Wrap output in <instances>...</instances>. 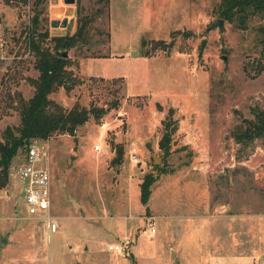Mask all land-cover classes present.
Returning <instances> with one entry per match:
<instances>
[{
	"label": "rangeland",
	"instance_id": "obj_1",
	"mask_svg": "<svg viewBox=\"0 0 264 264\" xmlns=\"http://www.w3.org/2000/svg\"><path fill=\"white\" fill-rule=\"evenodd\" d=\"M221 1L0 0V139L20 124V98L35 90L39 70L26 38L34 15L50 31L67 18L68 34L91 17L85 39L67 48L75 85L50 95L89 108L90 117L76 133L33 138L45 145L59 229L27 215L14 174L26 158L20 149L0 187V237L10 240L0 264H264V132H245L264 115V11L207 31L223 17ZM170 119L178 130L166 154L160 139ZM184 163L201 175V205L173 202L177 192L166 203L161 187L142 202L147 172L164 178ZM149 204L171 213L153 220L154 232ZM125 235L130 249H108Z\"/></svg>",
	"mask_w": 264,
	"mask_h": 264
},
{
	"label": "trees",
	"instance_id": "obj_2",
	"mask_svg": "<svg viewBox=\"0 0 264 264\" xmlns=\"http://www.w3.org/2000/svg\"><path fill=\"white\" fill-rule=\"evenodd\" d=\"M262 11L264 0H222L219 4L220 15L228 20L238 18L243 24L251 14ZM38 16V13L34 15L33 25L26 29V38L35 56V66L39 70V75L31 78L35 85L33 95L29 98H20V124L8 125L3 132V139H0V187L9 183L10 166L14 156L20 149L25 152L33 138H48L55 132L75 133L78 126L83 125L91 114L89 108L78 102L68 108L50 96L61 86L71 89L75 85L76 78L69 68L72 64L71 58L61 56L57 51L73 47L85 39L91 17H80L77 30L73 34L56 35L52 34L49 28L40 29ZM105 111L106 108H101L97 115H102ZM249 123L251 125L245 130L251 133L249 136L264 132V115L258 114L256 121L251 120ZM164 127L160 145L167 154L178 125L177 122L172 125L170 119L164 121ZM117 149L116 160L119 163L123 149L120 146ZM157 176L147 172L140 182L141 199L144 204L149 201L152 185Z\"/></svg>",
	"mask_w": 264,
	"mask_h": 264
},
{
	"label": "built area",
	"instance_id": "obj_3",
	"mask_svg": "<svg viewBox=\"0 0 264 264\" xmlns=\"http://www.w3.org/2000/svg\"><path fill=\"white\" fill-rule=\"evenodd\" d=\"M64 1V0H62ZM77 129L75 130V133ZM100 149V145H96ZM130 156L138 161L140 158V149L133 144L130 149ZM46 159V149L43 143L38 139H33L27 150L26 158L15 166L14 174L20 181L22 195L27 205V215L36 220L47 222L50 232H57L59 229L58 218L52 211V175L50 169L44 162ZM155 216L150 215L148 222L151 231H156L154 225ZM146 229L143 230V232ZM133 238L130 235L109 243L108 249L117 252H123L130 249Z\"/></svg>",
	"mask_w": 264,
	"mask_h": 264
},
{
	"label": "crops",
	"instance_id": "obj_4",
	"mask_svg": "<svg viewBox=\"0 0 264 264\" xmlns=\"http://www.w3.org/2000/svg\"><path fill=\"white\" fill-rule=\"evenodd\" d=\"M121 162V160H120ZM119 162V163H120ZM195 166L191 165L189 163L181 164L178 168L173 171L172 174L166 176V177H158V179L154 182V186L152 187V190L155 188H159L162 190L161 192V200H164V202H172V200L169 198L174 195H178L177 193H181L180 196L177 198L175 197L173 202L184 204H199L201 205V199L199 198L200 194L198 192H201V186L202 179L201 175L195 173ZM174 177V184L172 183V180H169L170 178ZM168 178V180H167ZM142 180V178H141ZM168 181L171 185L168 186ZM141 182V181H140ZM193 188V189H192ZM177 192V193H176ZM169 198V199H168ZM147 211H150V214H153L155 218L159 216H168L169 211H161L158 207H153V205L149 204L147 205ZM157 231V230H156ZM170 250L172 253V250L175 252V257L172 259H176L178 257V249L173 245V243L170 245ZM133 251V250H132ZM171 256V254H170Z\"/></svg>",
	"mask_w": 264,
	"mask_h": 264
},
{
	"label": "water",
	"instance_id": "obj_5",
	"mask_svg": "<svg viewBox=\"0 0 264 264\" xmlns=\"http://www.w3.org/2000/svg\"><path fill=\"white\" fill-rule=\"evenodd\" d=\"M76 0H64L65 3H68V4H71V3H74ZM73 13V10L72 9H69L65 12V15L69 16ZM225 20L226 18L224 17H215L211 24L208 26L207 28V31L212 29V28H215V27H219L221 30L224 29V23H225ZM67 18H65L62 22V27L61 28H52L51 32L52 34H56V35H63L66 33V24H67ZM54 25H56V21L53 22ZM58 54H60L61 56H68V50L67 49H59L58 51ZM161 160V156H156L154 158V161H160ZM9 233L5 234V235H2L0 237V247H3L5 246L8 242H9Z\"/></svg>",
	"mask_w": 264,
	"mask_h": 264
}]
</instances>
